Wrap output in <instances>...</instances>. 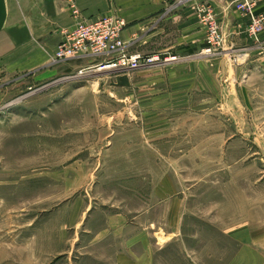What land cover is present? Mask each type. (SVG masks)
Returning <instances> with one entry per match:
<instances>
[{
	"label": "rangeland",
	"instance_id": "374dc122",
	"mask_svg": "<svg viewBox=\"0 0 264 264\" xmlns=\"http://www.w3.org/2000/svg\"><path fill=\"white\" fill-rule=\"evenodd\" d=\"M223 37L133 70L0 82V264H100L106 215L149 208L178 228L166 264L247 249L232 235L264 229V87L255 41Z\"/></svg>",
	"mask_w": 264,
	"mask_h": 264
},
{
	"label": "crops",
	"instance_id": "0c3cea01",
	"mask_svg": "<svg viewBox=\"0 0 264 264\" xmlns=\"http://www.w3.org/2000/svg\"><path fill=\"white\" fill-rule=\"evenodd\" d=\"M231 2L0 0L1 85L14 87L26 77L41 78L67 66L79 68L88 65L87 61L52 62L63 31L73 28L83 18L116 15L126 22L122 36L128 42L129 49L143 53L157 52L165 57L180 56L184 51L195 52L205 47L207 27L198 16V10L210 7L222 25L226 42L246 45L249 39L245 32L247 18ZM72 6L79 10V15L73 13ZM257 6L264 10V0H258ZM253 52L256 57L254 77L257 78L254 82L264 87V31L260 34V40L255 41ZM164 197L160 191L155 193L157 199ZM154 212L149 208L136 214L119 212L106 215L95 238V245H101L104 249L100 264H166L163 257L173 245L171 240L178 228L166 224L165 212L162 214L158 210L157 217ZM258 228L259 236L257 230L250 226L232 235L241 248L247 247V251L237 252L232 264H261V257L255 248L264 247V238L261 239L264 229L261 226ZM95 264H98L97 260Z\"/></svg>",
	"mask_w": 264,
	"mask_h": 264
},
{
	"label": "built area",
	"instance_id": "2783aa9c",
	"mask_svg": "<svg viewBox=\"0 0 264 264\" xmlns=\"http://www.w3.org/2000/svg\"><path fill=\"white\" fill-rule=\"evenodd\" d=\"M257 2L258 0H232L231 2L247 18L245 32L254 41H259L260 34L264 31V10L258 8ZM72 11L75 15H79L76 7L72 6ZM198 16L207 27L206 45L202 53L216 52L224 42L221 23L210 7L199 9ZM125 26V20L113 14L95 19H79L73 28L63 31V38L52 55V62L87 61L88 65L79 67V73L93 68L133 70L158 62L162 56L161 53H143L128 48V42L122 36ZM170 58H177V56Z\"/></svg>",
	"mask_w": 264,
	"mask_h": 264
},
{
	"label": "bare ground",
	"instance_id": "6f19581e",
	"mask_svg": "<svg viewBox=\"0 0 264 264\" xmlns=\"http://www.w3.org/2000/svg\"><path fill=\"white\" fill-rule=\"evenodd\" d=\"M96 70H97V69H96ZM98 71H103V70H98ZM84 72H86V71H83V72L81 73V75H82ZM79 76H80V75H79ZM79 76H78V77H79Z\"/></svg>",
	"mask_w": 264,
	"mask_h": 264
}]
</instances>
